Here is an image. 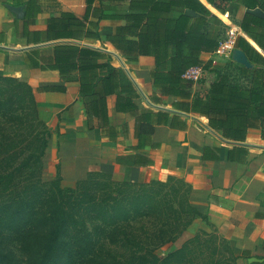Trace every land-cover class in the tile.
<instances>
[{
    "label": "trees",
    "instance_id": "trees-1",
    "mask_svg": "<svg viewBox=\"0 0 264 264\" xmlns=\"http://www.w3.org/2000/svg\"><path fill=\"white\" fill-rule=\"evenodd\" d=\"M101 1L84 0L80 16L61 10L45 18L43 30L30 29L41 12L39 0L21 3V35L27 43L54 42L49 55L31 50V66L77 82L89 129L100 128L112 141L119 135L135 138L136 149L153 145L157 125L185 127L177 114L138 107L139 93L113 56L78 43L100 42V21L109 20L112 30L104 41L127 64L135 65L139 56L152 57L151 102L169 98L173 109L203 117L227 140L242 142L254 129L264 139V17L248 11L264 13V0H106L126 1L122 9ZM227 4L243 8L234 22L243 32L235 48L252 68L201 58L218 48L224 28L214 11L223 13ZM197 65L209 74L203 94L194 90L200 81L184 76ZM34 90L17 77L0 75V264H242L225 238L204 229L158 255L195 218L206 219L190 202V184L182 178L134 182L90 171L74 186H62L57 167L55 177L44 180L43 158L52 131L39 115ZM37 90L63 92L65 86L41 85ZM111 96L114 110L129 118L119 130L109 122ZM232 149L246 154L245 148L234 146L228 149L229 160Z\"/></svg>",
    "mask_w": 264,
    "mask_h": 264
},
{
    "label": "crops",
    "instance_id": "crops-1",
    "mask_svg": "<svg viewBox=\"0 0 264 264\" xmlns=\"http://www.w3.org/2000/svg\"><path fill=\"white\" fill-rule=\"evenodd\" d=\"M24 1L0 0V75L17 77L35 89V99L43 107L41 112L45 119L41 118L52 131L46 152L58 158L61 183L74 186L90 171L127 173L134 182L165 181L169 176L182 178L190 184V202L206 215V219L195 218L189 230L210 227L228 241L238 262L264 264V139L259 137L258 131L251 130L242 142L227 140L212 130L203 117L173 109L169 98H163L161 103L151 102L148 95L153 88L149 68L153 59L139 56L135 65L127 68L119 65L139 93L135 103L140 108L151 107L177 114L185 127L157 125L151 136L153 145L136 149L133 148L137 143L135 138L119 135L112 141L103 137L100 128L87 127L77 82L65 81L55 70L31 66L28 59L31 50L49 55L53 42L28 44L21 35L22 19H17L5 5H23ZM62 1L39 0L41 12L30 29L43 30L45 18L61 10H71ZM54 2H60L61 8L48 11ZM108 22L101 20V27ZM111 30L112 26L100 34L105 36ZM240 33L243 35L241 30ZM201 58L212 59L210 53H202ZM208 79L204 89L208 87ZM52 84L64 85L65 91L37 90L38 86ZM108 108L109 122L119 130L122 122L129 118L114 110L113 96L109 98ZM234 146L245 148L246 154L232 149L233 160H229L228 149Z\"/></svg>",
    "mask_w": 264,
    "mask_h": 264
},
{
    "label": "rangeland",
    "instance_id": "rangeland-1",
    "mask_svg": "<svg viewBox=\"0 0 264 264\" xmlns=\"http://www.w3.org/2000/svg\"><path fill=\"white\" fill-rule=\"evenodd\" d=\"M53 1V0H50ZM55 1V0H54ZM63 3H65V7H69L73 12H75L78 15H82L83 13V9H84V3L83 0H63ZM103 5H112L114 8H118V9H122L124 7V5H126V1H121V2H111V3H107L106 0H102L101 1ZM57 8H61V3L60 2H54V4H52V6L50 7V9L48 11H50L51 9H54L57 11ZM243 11L242 7H238L237 5L234 4H227L224 6V12L223 13H219L217 11H214V13L216 15H218L222 22H223V37L225 36L226 33V29L230 28V27H237V25L234 23L241 15ZM52 12V11H50ZM113 25V22L109 21L107 24L102 25V30L101 33L105 32L106 28H111V26ZM239 35H242L240 33V29L238 30ZM105 36L104 34H102L101 36V41L100 42H95L92 43L91 41L87 42V41H80L78 42L79 44L83 45V46H89L92 48H96L105 52L110 53L113 56L114 59V63L117 65H125V67L127 68L128 66L130 67L129 64H126L124 58H122L121 56L118 55L117 52H115L112 47L106 43L104 40ZM77 43V41H75ZM54 43V42H53ZM52 45V43H51ZM50 45V47H51ZM235 49V48H234ZM233 49V50H234ZM233 52V51H232ZM232 52L231 53H219V52H215L211 54V57L214 61V63L216 64H220V65H227L230 61H233L235 63H237L232 56ZM239 64V63H238ZM208 73L205 72L203 73V76H201L200 78H198L197 81H200L199 83H197L195 85V88L199 87L200 90H197L198 93L203 94L205 92L206 89H204V85L208 79ZM209 80V79H208ZM200 83H202V85H200ZM38 106H39V115L40 117H42L43 119H45L43 117V113L41 112V108L43 109V107H41L39 105V103L37 102ZM48 115V114H47ZM49 115H53V114H49ZM59 168V162H58V158L57 156L54 154L51 156V152H45L44 158H43V172H42V178L44 180H49L55 177L56 174V168ZM112 175V177L114 179H118V180H129L130 178L128 177L129 175L127 173H123V174H113L110 173ZM62 184V183H61ZM62 186H64L62 184ZM198 231V230H197ZM207 231H209L210 233H213V229L208 227ZM196 231H192L189 230V227L186 231L183 232V234L177 238L176 241L172 242V243H167L163 246H161L158 250L157 253L158 255H160L161 257L164 256L165 253L175 250L177 248H179L183 242L185 240H187L188 238H190ZM215 233V232H214ZM222 237V236H220ZM224 238V237H223ZM200 261H202L203 258H205V255H203V257L199 256Z\"/></svg>",
    "mask_w": 264,
    "mask_h": 264
},
{
    "label": "built area",
    "instance_id": "built-area-1",
    "mask_svg": "<svg viewBox=\"0 0 264 264\" xmlns=\"http://www.w3.org/2000/svg\"><path fill=\"white\" fill-rule=\"evenodd\" d=\"M238 30L239 28L236 26L226 29L225 36L223 37L222 33L219 37V45L216 51L219 53H231L235 48V41L239 35ZM184 76L189 79L198 80V78L203 76L202 67L200 65L192 66L185 71Z\"/></svg>",
    "mask_w": 264,
    "mask_h": 264
},
{
    "label": "water",
    "instance_id": "water-1",
    "mask_svg": "<svg viewBox=\"0 0 264 264\" xmlns=\"http://www.w3.org/2000/svg\"><path fill=\"white\" fill-rule=\"evenodd\" d=\"M5 7L10 12H12L17 19H23L24 14H25L24 6L23 5H10V4H6ZM248 11L250 13H252V14H256L258 16L264 17V13L259 8H255V9L248 10ZM187 13L194 15V12L191 11V10H187ZM254 45L256 46V44H254ZM258 50H260V49L258 48ZM232 56H233V59L237 63L242 64L243 66H245L247 68H252L253 67V64L249 62V60L247 59L245 53L241 49L235 48L233 50V52H232Z\"/></svg>",
    "mask_w": 264,
    "mask_h": 264
}]
</instances>
